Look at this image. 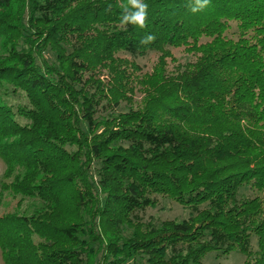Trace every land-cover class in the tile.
<instances>
[{
    "label": "trees",
    "instance_id": "obj_1",
    "mask_svg": "<svg viewBox=\"0 0 264 264\" xmlns=\"http://www.w3.org/2000/svg\"><path fill=\"white\" fill-rule=\"evenodd\" d=\"M143 2L141 29L121 23L128 0H0L4 264H202L235 248L264 264V0ZM148 51L143 73L125 56ZM135 89L142 105L117 110ZM157 194L188 216L141 221ZM27 198L31 212L7 210Z\"/></svg>",
    "mask_w": 264,
    "mask_h": 264
},
{
    "label": "rangeland",
    "instance_id": "obj_2",
    "mask_svg": "<svg viewBox=\"0 0 264 264\" xmlns=\"http://www.w3.org/2000/svg\"><path fill=\"white\" fill-rule=\"evenodd\" d=\"M169 52L176 57L179 62H186L193 58L194 54L188 52L184 49V47H169L167 48ZM128 58L132 59L141 67V72L150 71L153 65L157 62L158 52L155 51H148L142 55L135 54V55H125ZM43 57L46 58L48 61L55 62L54 54L50 50H46L43 53ZM169 61V59H168ZM171 66V63H169ZM104 75L100 74L101 79ZM133 85L137 88L139 84H137L136 79H134ZM139 87V86H138ZM144 94L141 93L139 90L135 89L134 93L131 96L130 101H122L120 106L117 110H126L128 107H140L142 105V99ZM102 100V101H101ZM10 103L18 104L24 103L25 99L19 96H13L10 98ZM100 104L97 106V116H105L108 113L109 107L105 99H100ZM5 169L4 162L0 159V178L2 173ZM243 192L247 194H252L248 188H243ZM156 204L147 206L143 209H139L136 211L137 218L145 223H152L155 225H159L162 220L166 219H174V220H182L188 216L189 210L176 202L174 199L157 194L154 195ZM37 200L34 199H24L21 203L20 207L17 205V200H10L8 206L6 207L9 211H17L20 209L26 210L27 212H31L33 205H37ZM6 210V209H5ZM3 209L0 207V212ZM251 248L255 249L257 245V237L256 235H251L250 240ZM245 255L239 251L238 249H233L229 253H223L221 250H213L207 253L203 260L202 264H244ZM0 264H4L1 251H0ZM125 264H140L138 262L134 263L131 259L128 260Z\"/></svg>",
    "mask_w": 264,
    "mask_h": 264
},
{
    "label": "clouds",
    "instance_id": "obj_3",
    "mask_svg": "<svg viewBox=\"0 0 264 264\" xmlns=\"http://www.w3.org/2000/svg\"><path fill=\"white\" fill-rule=\"evenodd\" d=\"M198 7L192 8L193 12L202 10L210 3V0H195ZM130 6V7H129ZM147 9L148 5L143 0H128V4L124 6L121 23L127 25L129 23L143 29L147 26ZM155 40L154 35H147L141 40L142 44L149 43Z\"/></svg>",
    "mask_w": 264,
    "mask_h": 264
}]
</instances>
